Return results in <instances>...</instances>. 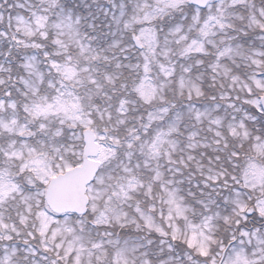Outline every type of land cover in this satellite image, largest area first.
<instances>
[{"label": "snow or ice", "instance_id": "6c2138e0", "mask_svg": "<svg viewBox=\"0 0 264 264\" xmlns=\"http://www.w3.org/2000/svg\"><path fill=\"white\" fill-rule=\"evenodd\" d=\"M0 264H264V0H0Z\"/></svg>", "mask_w": 264, "mask_h": 264}]
</instances>
